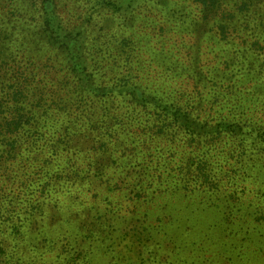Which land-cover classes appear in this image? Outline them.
I'll return each mask as SVG.
<instances>
[{
    "label": "rangeland",
    "instance_id": "1",
    "mask_svg": "<svg viewBox=\"0 0 264 264\" xmlns=\"http://www.w3.org/2000/svg\"><path fill=\"white\" fill-rule=\"evenodd\" d=\"M31 1L32 16L18 4L2 8L8 28L15 27L2 41L12 66L61 69L51 62L55 53L43 59L37 46H22L25 35L40 41L43 52H60L62 60L67 54L78 64L74 48L84 29L85 71L76 75L95 79L108 107L91 118L99 123L91 141L71 142L59 154L61 169L43 178L47 192L38 171L23 176L14 168L1 177L0 264H264V39L253 29L264 24V0H215L210 16L217 17L205 34L194 27L202 17L194 0H146L148 10L133 14L145 17L131 26L132 37L117 21L108 30L113 5L92 8L95 19L87 22L85 0ZM59 22L64 30L54 33ZM118 48L119 67L111 61L103 70L100 56ZM126 70L154 96L148 106L120 92ZM174 103L177 115L169 116ZM182 115L194 122L192 132ZM170 146L176 154L161 157ZM126 161L133 166L127 169ZM182 164L191 170L201 164L200 179L183 175ZM141 166L150 176L141 181L147 195L136 191ZM158 168L172 177L163 173L158 181Z\"/></svg>",
    "mask_w": 264,
    "mask_h": 264
},
{
    "label": "trees",
    "instance_id": "2",
    "mask_svg": "<svg viewBox=\"0 0 264 264\" xmlns=\"http://www.w3.org/2000/svg\"><path fill=\"white\" fill-rule=\"evenodd\" d=\"M43 1L42 4L45 2H51V0ZM112 1L113 4H111V0H85V4L90 7L87 10L90 17H86V14H84V18L86 17V20L89 19L87 22H91L95 19L92 8L97 9L98 7L101 8V5H113L115 10L113 15L115 18H111L107 21L109 23L107 24L108 30L115 26V22L117 21L118 28L122 27L124 35L130 32L128 35L129 37H132L133 34L131 29L133 27L131 26L135 24V28L136 24L140 21L139 18L145 17L141 15L142 12L137 15L133 14L141 9L142 6L144 7V11L148 10V7H146V0ZM214 1L215 0H194L193 2L198 4L197 8L199 10H196L198 13L200 12L202 14V17L195 18L194 20V27H200V34H205L207 32L206 27H209L207 25H209L210 22L215 20L217 17L210 16L214 11ZM9 3H12L14 7L15 4H18L21 10L26 14H31V16L33 15V10L31 8L33 3L31 0H0V73H2L0 76L3 78L1 83H4V86H2L0 90V94H2L0 97V183L1 177H5V173L13 170L14 168H17L19 172L21 171L20 175L23 176L29 169L32 173L38 171V177L40 175L39 179L43 182L44 177L47 178L50 177V175H54L52 173V168L61 169L59 154H62L64 151H69L72 147L71 142L78 143V145H80L84 144V141H91V134L99 125L98 119H94H96V116L99 115L101 110L108 107L107 101L104 97L106 94L103 92L105 90L104 88L102 90H97L94 82L95 79L93 80L90 76H84L78 81L76 73L81 75L85 71V59L81 56L80 52V49L84 48V40L88 37L84 29L81 30L78 28L80 30L79 32L84 36L83 37L81 35L82 41L78 45L79 51L74 48L75 60H78V64L68 62L67 54H64L62 60L60 52H53L52 50L49 52H43L40 41L36 42L33 39L28 40V35H25L21 40L22 46L28 47V49L37 46L42 51L41 57L43 59L48 55L55 53L51 57V62L54 66L57 65V67L61 69H53L52 66H46L44 72L40 68H34L32 64H29L28 68L23 69L16 64L15 66H12L13 59L8 58L9 54L6 52L4 45L2 44V41H4L5 38L4 34H6V29H15L14 26L8 28V25L11 24L9 16L2 12L4 5ZM166 4L169 5L168 0H166ZM14 10L18 9L15 7ZM174 11L175 13L179 12V9ZM128 14L131 16L126 17ZM158 15L160 14L158 13ZM98 16H102V13ZM154 17L158 18L159 16ZM121 20L123 22H121ZM141 21L145 20L142 19ZM43 23L40 25L38 23L37 24L40 28H42ZM59 23L60 24H56V31H54V33H59L64 30L61 22ZM172 29L173 28H171V30ZM253 29L264 39V24L263 26H254ZM216 33H218V29H216ZM38 39L40 40V37H38ZM78 40L80 41V39ZM10 41L15 43L13 39H10ZM197 42L198 41L194 42L193 47L199 46V43ZM74 45L76 46V44ZM125 53L127 52L125 51L124 54ZM122 57L123 55L119 53V48L112 54H103L100 56V60L101 62H105L106 60V64L102 69L104 70L108 65H110L111 61L112 66L119 67ZM125 59L129 60L130 58L126 56L124 61ZM40 61L41 60L35 62L39 63ZM68 65L70 68H73L72 72L71 69L70 71L63 70L64 68H67L66 66ZM77 68H79V70H77ZM10 70H12V72ZM68 73H70L72 79L68 77ZM109 74H111L110 77L113 79L114 76L117 75V72L112 70ZM59 76L62 81H59ZM68 78L69 80L63 81ZM101 79L104 80L105 76H101ZM133 81H135V79H133L131 71L126 70L124 77L120 80V92L128 97H131V100H139L142 104H144V106H148L150 104V100L147 99H151L154 96L150 95V93H145L137 85L138 83ZM58 82L61 83V87L59 89L53 88L52 86ZM100 83L103 84V82ZM99 92L100 95L97 97L96 95L99 94ZM154 93L156 94V92ZM158 103V101L155 102L156 105ZM177 110V104H172L170 110L167 109L168 115H177ZM114 114L118 116L119 111ZM93 117L94 119L92 121L91 118ZM180 117L183 127L187 131L192 132L195 128L194 122L190 120L187 115H182ZM82 128L87 131L83 130L82 134L78 135V131L82 130ZM195 134L201 135L202 132H195ZM141 135H144L143 132ZM118 136L122 139L124 137V133L118 132ZM159 137L160 135H157L147 139L158 140ZM134 142L135 140L132 138L129 144H133ZM125 143V141L120 140L119 146L122 147ZM147 143L149 142L147 141ZM143 144H146V140H144ZM174 149V147L170 146L163 154H161V157H163L164 154H167V157L174 156L176 154ZM168 164H170V162L166 160L165 165ZM125 165L127 169L133 166L130 161H126ZM140 168L141 170L134 172V179H137L138 181L136 191L138 195H147L146 193L149 186L141 184V181L149 179L150 176L146 173V170L143 169L142 166ZM159 169L160 168H158V170ZM197 169L201 173L202 165L199 164ZM197 169L194 168L191 170L187 164H182L180 172L183 175L197 176L200 179V174ZM132 171L131 173L126 172L125 179L132 177ZM163 173H167V178L171 176L167 170L164 172L159 170V173L156 174L158 181L164 179V177H162ZM29 176L34 175L29 174ZM32 178L33 177H31V179ZM25 179L29 178L25 177ZM152 181L153 180H147L148 183ZM48 188V182H43L41 184L42 192H47ZM1 213L2 211L0 207V218H2ZM2 245L3 244L0 242V257L2 256L1 252L3 251L4 253Z\"/></svg>",
    "mask_w": 264,
    "mask_h": 264
}]
</instances>
